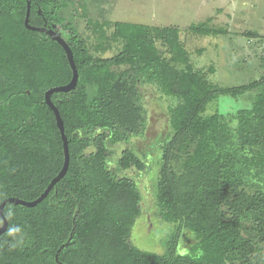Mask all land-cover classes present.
<instances>
[{
    "label": "trees",
    "instance_id": "16d2710c",
    "mask_svg": "<svg viewBox=\"0 0 264 264\" xmlns=\"http://www.w3.org/2000/svg\"><path fill=\"white\" fill-rule=\"evenodd\" d=\"M70 1L32 0L29 17L31 25L40 24V8L61 26L78 68L76 87L52 94L69 141V167L37 205H5L0 264H261L264 75L237 86L214 84L194 67L174 25L90 20L100 40L94 53L63 15ZM0 10L1 204L9 197L37 199L62 169L63 139L45 92L69 83L73 71L57 41L25 26L26 0H0ZM189 30L202 36L228 32L212 17ZM103 39L119 43L117 53L103 56L112 48ZM140 85L175 100L170 133L159 143L156 199L161 219L175 225L162 253L130 242L142 193L136 179L111 166L113 148L125 144L117 164L147 169L129 146L142 125ZM253 91L252 107L237 111L235 127L219 112L206 113L221 95ZM179 161L178 172L173 163ZM184 231L195 237L187 254L178 252Z\"/></svg>",
    "mask_w": 264,
    "mask_h": 264
},
{
    "label": "rangeland",
    "instance_id": "374dc122",
    "mask_svg": "<svg viewBox=\"0 0 264 264\" xmlns=\"http://www.w3.org/2000/svg\"><path fill=\"white\" fill-rule=\"evenodd\" d=\"M63 15L86 36L92 52L100 40L90 28V20L174 25L180 28L181 40L194 67L214 84L237 86L264 75V0H73L63 10ZM208 17L213 18L214 25L226 27L228 32L202 36L189 30L190 24ZM106 43L111 42L106 40ZM111 44L112 48L103 56H112L120 49L119 43ZM158 46L168 56L166 47L160 42ZM126 68L127 65L113 69L120 72ZM139 90L142 125L138 133L130 136L129 146L147 162V169H123L117 164L125 144L113 148L111 166L119 175L136 179L142 193L141 214L133 227L130 242L141 249L162 253L175 225L161 219L156 199L160 176L159 143L170 133L169 107L175 100L161 94L153 85H140ZM254 94L255 91L238 97L221 95L208 104L206 113L219 112L235 127L237 111L252 107ZM179 163H173L178 172L181 171ZM194 242V235L184 231L178 252L190 253ZM261 246L264 249V242ZM261 264H264V255Z\"/></svg>",
    "mask_w": 264,
    "mask_h": 264
},
{
    "label": "water",
    "instance_id": "95a60500",
    "mask_svg": "<svg viewBox=\"0 0 264 264\" xmlns=\"http://www.w3.org/2000/svg\"><path fill=\"white\" fill-rule=\"evenodd\" d=\"M26 2H27V10H26V16H25V21H24L25 26L31 30L45 31L46 33H48L50 35V37L53 40L57 41L64 48L66 55H67V58L69 60L70 66H71L72 71H73V76H72V79L70 80L69 83H67L65 85H61V86L51 87L45 92V101L48 104V106L54 111V114H55L56 120H57V125L59 127L60 132H61V136L63 139V145H64L65 161H64V165H63L62 169L60 170V172L57 174V176H55L52 179V181L50 182V184L48 185L46 190L37 199L27 201L24 199H20L18 197H9V198H6L3 200V202L0 204V217L3 220V223L0 226V235L3 232H5L7 227H8V220L4 214L5 205L8 202H12L15 204H22V205H26V206L37 205L38 203H40L41 201H43L45 199V197L49 194V192L55 186V184H57V182L65 176V174L67 173L68 167H69V163H70L69 141H68V137H67L66 132H65L64 120L62 119V116L60 114L59 109L57 108V106L55 105V103L52 100V94L54 92H68V91H71L72 89H74L78 83V80H79L78 68H77L75 60H74V54H73L72 48L70 47L69 43L65 40V38L62 35H60L59 32H57L55 30H47L44 27L34 26V25H31L29 23L32 0H26ZM40 11H41V9H40ZM0 14H1V10H0ZM28 92H30V91L28 90Z\"/></svg>",
    "mask_w": 264,
    "mask_h": 264
},
{
    "label": "flooded vegetation",
    "instance_id": "af4514ba",
    "mask_svg": "<svg viewBox=\"0 0 264 264\" xmlns=\"http://www.w3.org/2000/svg\"><path fill=\"white\" fill-rule=\"evenodd\" d=\"M39 14H40V17L42 20H40L38 23V25H34V26H38V27H44L46 28L47 30H55L57 32L60 33V35L63 36L64 34V30L61 28V26H59L57 23H55L53 21L52 18H48L46 17L45 14L42 13V10L40 11V8H39ZM39 32H43V33H46L45 31H39ZM47 35H49L48 33H46ZM50 36V35H49ZM64 37V36H63Z\"/></svg>",
    "mask_w": 264,
    "mask_h": 264
}]
</instances>
